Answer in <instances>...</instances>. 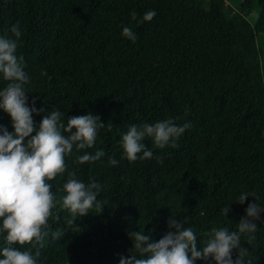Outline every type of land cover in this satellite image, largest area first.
Listing matches in <instances>:
<instances>
[{
	"label": "trees",
	"instance_id": "1",
	"mask_svg": "<svg viewBox=\"0 0 264 264\" xmlns=\"http://www.w3.org/2000/svg\"><path fill=\"white\" fill-rule=\"evenodd\" d=\"M255 7L260 14L251 23ZM149 10L156 11L150 22L132 20L131 13L139 19ZM17 22L29 105L35 98L45 109L34 120L59 109L65 125L89 112L104 124L93 147H74L66 172L47 181L57 204L37 264H119L135 253L130 232L158 241L172 216L188 218L199 249L215 230H236L249 203L264 207V53L257 45L264 0H244L238 9L228 0H0V35H11ZM124 26L135 42L121 35ZM7 83L0 78V87ZM163 119L190 127L175 146L159 149L146 138L150 159L122 158L120 134L129 125ZM0 125L14 131L3 110ZM98 150L100 161L74 162ZM109 157L118 164L109 166ZM68 171L100 182V212L73 216L63 207ZM241 193L253 197L240 204ZM262 221L240 236L233 260L240 251L251 264H264ZM0 246H7L2 236Z\"/></svg>",
	"mask_w": 264,
	"mask_h": 264
},
{
	"label": "clouds",
	"instance_id": "2",
	"mask_svg": "<svg viewBox=\"0 0 264 264\" xmlns=\"http://www.w3.org/2000/svg\"><path fill=\"white\" fill-rule=\"evenodd\" d=\"M155 16V10L144 12L139 19L135 12L131 13L132 20L137 23L150 22ZM8 31L11 35H0V78L8 82L0 87V110L10 116L14 131L9 132L7 127L0 125V236L7 243V246H0V264H37L42 241L49 234L47 221L57 204L52 185L47 181L66 172L65 157L74 147L77 152L92 148L104 124L89 112L67 117L65 125L62 120L65 114L59 109L48 111L37 123L33 114L40 115L45 109H37L35 98L29 105L25 86L30 78L24 70L23 57L17 55L22 35L19 23L11 25ZM121 35L133 42L137 39L130 26H124ZM189 127L188 123L178 125L173 119L131 124L120 134L121 156L129 162L150 159L153 151L143 142L146 138L159 149L175 146ZM103 155L99 150L84 152L77 155L74 162L100 161ZM157 162L162 163V160L158 158ZM107 163L116 166L118 161L109 157ZM101 190L99 181L90 179L85 183L76 178L74 171H68L62 188V205L73 216L83 217L90 209L100 212L103 207V201L98 199ZM248 197L253 194L241 193L237 201L244 204ZM221 211L227 215L230 208ZM245 212L236 230L229 231L226 227L215 230L199 249L193 228L185 226L187 217L183 220L170 217L169 231L158 241L150 232H130L135 253L130 257L121 256L119 264H196L198 260L209 259L214 264H251L240 251L233 260L232 252L240 248L242 234L256 231L254 221H262L264 207L249 203ZM26 244L30 245L26 250L17 247Z\"/></svg>",
	"mask_w": 264,
	"mask_h": 264
},
{
	"label": "rangeland",
	"instance_id": "3",
	"mask_svg": "<svg viewBox=\"0 0 264 264\" xmlns=\"http://www.w3.org/2000/svg\"><path fill=\"white\" fill-rule=\"evenodd\" d=\"M244 0H228V2L230 3V5L232 7H234L235 9H238L241 7L242 3ZM260 9L258 7H255L252 9L251 13L249 15H247V18L249 19V21L251 23H255L259 14H260ZM257 45L258 47L263 51L264 53V36L262 34H259V36H257Z\"/></svg>",
	"mask_w": 264,
	"mask_h": 264
}]
</instances>
